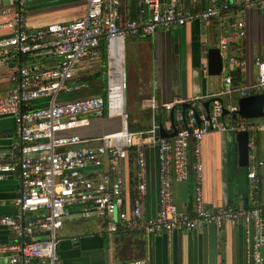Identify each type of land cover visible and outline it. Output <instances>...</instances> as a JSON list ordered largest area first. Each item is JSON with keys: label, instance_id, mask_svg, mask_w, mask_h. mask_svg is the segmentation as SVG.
<instances>
[{"label": "built area", "instance_id": "obj_1", "mask_svg": "<svg viewBox=\"0 0 264 264\" xmlns=\"http://www.w3.org/2000/svg\"><path fill=\"white\" fill-rule=\"evenodd\" d=\"M31 0H0V68L8 69L13 88L0 94V116L11 117L15 139L10 151H0V181L12 174L19 177V191L14 198L15 215L0 216V225L10 229L13 239L0 243V255L6 264H64L58 255L59 239L55 231L67 221L79 219L74 212L93 213L105 219L107 230L115 232L118 223L128 230L146 233L168 232L172 229L191 231L214 223L241 226L244 232L248 264L264 261V202L260 206H226L210 209L203 200L201 184L200 147L204 135L228 130H249L263 125L221 119L222 111L234 115L235 104L224 105L219 98L212 100L208 117L195 123V100L177 98L160 104L149 99L152 122L147 130H131L125 104V77L114 75L115 67L107 73L106 91L65 99L63 95L87 88V82L75 80L79 62L95 55L101 39L106 41L110 63L119 55L122 39L127 35L152 36L157 30L172 25H183L198 18L205 21L228 9V4L215 0L202 10L194 11L176 0L162 6L161 0H140L149 9L145 18L119 23V0H86L84 14L69 22H49L40 28L26 27L24 7ZM107 1V4H106ZM264 12V0H256ZM241 23H238L239 34ZM226 47L221 43V49ZM44 60L26 64L21 58ZM43 59V58H42ZM232 63L237 59L230 58ZM255 86L264 87V59L256 63ZM231 76L224 77L223 93L232 92ZM249 93L241 91L245 96ZM183 103L189 110L181 111ZM178 124L173 137L159 134V111H174ZM118 121V127L96 136H84L83 131L95 118ZM89 133V132H88ZM87 133V134H88ZM250 143V142H249ZM192 144V146H191ZM191 146V149H190ZM155 147L158 164L159 209L153 217H142L141 204L146 196L148 148ZM132 153L135 188L129 209L124 184L125 166ZM190 154L193 155L195 185L191 211L178 210L173 202V183L189 177ZM262 164L261 161H258ZM251 188H258L254 169L247 174ZM28 213V215H26ZM78 215V214H76ZM81 215V214H80ZM81 219V218H80ZM76 221V220H75ZM86 264H149L148 259L137 258L119 262L96 261Z\"/></svg>", "mask_w": 264, "mask_h": 264}, {"label": "crops", "instance_id": "obj_2", "mask_svg": "<svg viewBox=\"0 0 264 264\" xmlns=\"http://www.w3.org/2000/svg\"><path fill=\"white\" fill-rule=\"evenodd\" d=\"M85 1L31 0L24 7L26 27L34 29L49 22L65 23L77 19L84 14ZM170 1L172 0H161L162 6ZM176 1L194 11L202 10L212 2V0ZM215 1L228 4V9L220 11L219 14L205 21L194 18L183 25H172L159 29L152 36H125L120 43L119 55L112 63L109 62L106 41L101 39L95 55L80 61L78 65L75 80L87 82L88 87H81L63 97L67 99L87 94L104 95L107 73L113 65L114 75L121 81L123 74L125 77L126 109L129 106L138 124L148 125L145 128L147 130L153 120L152 112L148 108L149 99L153 96L160 104L177 98L187 101L194 98L196 99L195 110L201 120L202 117H208L212 100L215 98H219L224 105H238L239 99L243 97L241 91L249 94L264 92V87L255 86L256 63L264 59V12L258 7L256 0ZM119 2L117 11L120 24L126 20L145 18L149 15V9L140 0H119ZM6 18L0 15V22ZM238 23L242 24L241 30L244 32L242 35L239 34ZM5 32L6 29H0V35ZM222 42L226 44L224 49H221ZM212 47H218L222 55L223 67L219 75L207 73L206 52ZM42 58L39 62L52 61L53 57ZM230 58L237 59L238 63H232ZM36 60L37 58H21L22 64L38 62ZM227 74L231 76L232 81L230 95L223 93L224 77ZM103 77H105L104 81ZM3 78L9 80L6 67L0 68V79ZM12 88L13 84L10 80L0 84V94ZM207 101H210L208 111L205 106ZM175 110L173 111V124L177 128L174 122ZM188 110L189 108H186L184 113ZM158 114L162 117V122L156 120L161 122L166 133H171L173 128L170 111L160 110ZM233 114L226 113L221 116V119L227 124L243 121L245 124L263 126L248 130L250 152L247 165L240 164L235 136L238 130L211 132L202 138L199 157L201 184L204 203L210 209L226 206L254 207L264 202V116L244 119L237 113ZM144 117L149 118L147 123L142 120L140 122V119ZM95 120L99 121L100 128L102 123H107L104 131L113 129L118 124L117 119L105 118L104 113L102 117L97 116ZM100 128L90 129L88 134L87 131H83L84 136H96L101 133ZM15 136L12 118L0 116V151H10ZM146 154L147 187L146 196L141 204V212L142 217L149 218L153 217L159 209V179L155 147L148 148ZM131 159L127 161L124 173L128 209L135 188V170ZM251 169H254L258 180L257 189L251 188L252 180L247 175ZM194 185V160L193 155L190 154L188 179L175 182L172 187L173 202L178 210H192ZM18 191L19 177L17 174H12L0 181V216L17 213L13 201ZM82 210V208H77L78 212L73 213L75 217H79L78 220H81L82 215H87L88 218H94L100 222L103 227L94 234H84L82 237L73 235L60 240L57 244V252L64 264L107 262L106 260L119 262L137 258L148 259L149 264H208V226L191 231L178 228L168 232L146 233L143 230L125 229L123 224L118 223V229L115 232H109L105 219L95 218L90 212L82 213ZM65 225L66 223L63 226ZM12 239L10 229L0 225V243H8ZM244 245V232L241 226L229 223L217 226L218 264H248ZM88 254L93 258L85 263H78L75 260L76 257H84ZM0 264H6V258L1 255ZM31 264H38L37 259H33Z\"/></svg>", "mask_w": 264, "mask_h": 264}, {"label": "water", "instance_id": "obj_3", "mask_svg": "<svg viewBox=\"0 0 264 264\" xmlns=\"http://www.w3.org/2000/svg\"><path fill=\"white\" fill-rule=\"evenodd\" d=\"M206 68L209 75H219L222 71L223 60L218 47H212L207 49L206 52ZM210 101L205 103L208 111V105ZM237 114L244 119H255L264 116L263 106H264V92L249 94L241 97L238 101ZM182 111L184 112L186 108H190L189 104H182ZM228 111L223 110L222 115L226 114ZM194 116L196 118V124H200L201 120L198 117V113L194 109ZM170 121L172 124L173 131L171 133H166L164 129L160 128V135L163 137H173L177 128L173 124V111H170ZM236 141L238 145V155L241 165L248 164V157L250 152V133L248 130H238L236 131ZM208 264H218L217 256V226L214 223L208 224ZM264 264V261L263 263Z\"/></svg>", "mask_w": 264, "mask_h": 264}, {"label": "rangeland", "instance_id": "obj_4", "mask_svg": "<svg viewBox=\"0 0 264 264\" xmlns=\"http://www.w3.org/2000/svg\"><path fill=\"white\" fill-rule=\"evenodd\" d=\"M36 61H39V59H37ZM102 79L104 81L105 77H103ZM8 81L9 80L5 79V78L0 79V84L7 83ZM126 110L128 113V118H129L130 123L135 124L136 127L138 128L140 125L138 124L137 119L134 117V112L130 110L129 106H127ZM104 114H105V112H104ZM105 118H107V117L105 116ZM98 122L99 121L93 120L92 124L88 130L99 129L100 125ZM106 124H107L106 122L102 123V127L100 128V130H101L100 132H103L106 129L105 128ZM115 127H118V124ZM138 130H145V129H138ZM82 216L83 217L81 218V220H77L74 222L67 221L65 226H63L60 229H57L55 231L56 237L59 239V241L64 240V238L69 237V236H73V235L74 236H80L81 235L80 237H82V235H84V234H94V233L100 231V229L103 227V226H101V223L98 222L97 220H95L94 218H88L87 215H82ZM92 258H93V256L88 254V256L76 257L75 260L78 263H81V262L85 263L87 260L92 259ZM106 259H110V258L106 257ZM106 261L108 262L110 260H106Z\"/></svg>", "mask_w": 264, "mask_h": 264}, {"label": "trees", "instance_id": "obj_5", "mask_svg": "<svg viewBox=\"0 0 264 264\" xmlns=\"http://www.w3.org/2000/svg\"><path fill=\"white\" fill-rule=\"evenodd\" d=\"M156 119L162 122V117H161V116H157ZM141 120H142L144 123H147V122L149 121V118L144 117V118L140 119V122H141ZM174 122H175V124H176L177 126H180V127H181V126H184L183 123L179 125L177 121L174 120ZM128 127H129V129H131V130H135V129L137 128L135 124L130 123L129 118H128ZM146 127H148V125H145V124H144V125L138 127L137 129H141V128H142V129H145ZM131 157H132V153L129 152V158L131 159Z\"/></svg>", "mask_w": 264, "mask_h": 264}]
</instances>
